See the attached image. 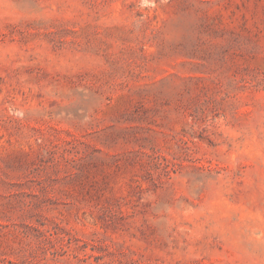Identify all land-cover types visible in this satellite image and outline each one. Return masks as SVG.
<instances>
[{"label": "rangeland", "instance_id": "rangeland-1", "mask_svg": "<svg viewBox=\"0 0 264 264\" xmlns=\"http://www.w3.org/2000/svg\"><path fill=\"white\" fill-rule=\"evenodd\" d=\"M0 264H264V0H0Z\"/></svg>", "mask_w": 264, "mask_h": 264}]
</instances>
